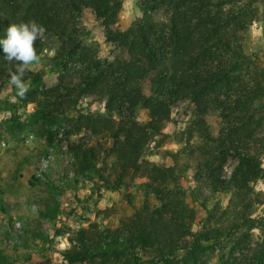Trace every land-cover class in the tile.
Masks as SVG:
<instances>
[{
  "label": "trees",
  "instance_id": "trees-1",
  "mask_svg": "<svg viewBox=\"0 0 264 264\" xmlns=\"http://www.w3.org/2000/svg\"><path fill=\"white\" fill-rule=\"evenodd\" d=\"M258 1L142 0V19L123 31L120 0H0V39L11 23L35 20L45 27L44 34L59 41L56 64L65 71L57 83L40 90L42 73L30 71L25 76L30 86L37 87L26 98H18L23 107L34 106L28 126L40 125L49 142L55 138L49 128L53 125L64 128L69 137L82 135L69 145L76 175L97 178L106 189L119 190L127 178L144 176L149 192L169 198L165 187L187 171L213 193L248 188L264 178V141L258 136L264 113L256 104L264 98V68L244 52L248 24L256 14L246 11V4L251 7ZM84 11L92 13L106 40L117 47L113 60L96 58L70 27L71 19ZM158 14L165 20H157ZM43 47L41 38L37 52ZM70 60L81 68L69 70L65 62ZM10 67L14 69L0 46V94L10 88ZM98 103L105 114L95 109ZM183 105L192 110L193 123L181 151L172 154L170 164L142 160L150 140L163 134L173 112ZM10 109L13 117L5 124L13 121L22 127L17 105ZM140 109L146 110L147 120L138 119ZM215 113L224 124L219 137L208 133L205 142L192 144L194 132L201 136L208 132L207 119ZM111 156L115 161L109 164ZM229 156L238 162L227 179L223 171ZM32 180L34 186L45 183L36 175ZM45 184L58 191L52 182ZM54 204L45 203L38 210L36 224L41 231L34 235L47 243L52 234H69L70 246L61 251L59 264H198L209 248L206 244L239 229L235 225L228 233L211 227L193 231L196 210L172 198L154 209L142 207L122 218L116 228H100L95 222L72 233L54 227L49 234L41 222H56L61 211ZM113 212L102 207L96 215L107 221ZM8 260L0 248V264H10ZM249 262L264 264V242Z\"/></svg>",
  "mask_w": 264,
  "mask_h": 264
},
{
  "label": "rangeland",
  "instance_id": "rangeland-1",
  "mask_svg": "<svg viewBox=\"0 0 264 264\" xmlns=\"http://www.w3.org/2000/svg\"><path fill=\"white\" fill-rule=\"evenodd\" d=\"M120 1L122 11L119 27L124 31L142 19V0ZM245 10L256 11V14L254 18H250L252 21L248 24L244 52L260 68H264V0H259L251 7L246 4ZM155 17L157 20H165L162 14ZM70 27L99 60L111 61L117 57V47L106 40L101 24L90 11H84L82 16L71 19ZM42 38L44 47L39 53L42 59L31 71L43 74L44 81L40 90L55 85L65 71L63 65L56 64L59 41L47 34H43ZM65 64L69 70L81 68V64L75 61L70 60ZM36 88L30 86V89ZM13 96L14 93L9 87L4 88L0 94V248L9 257L10 264L63 262L60 253L70 246L67 240L69 234L59 237H53L52 234L47 243L34 235L41 231L37 229L36 221L38 210L45 203L55 206L54 203L57 202L61 211L56 222H41L47 229L46 232L51 234L54 227L72 233L95 222L99 223L100 228H116L122 218L131 217L142 207L154 209L172 198L181 199L190 209L196 210L193 231L211 227L228 233L233 226H239L227 238L221 237L217 242L206 244L209 248L201 254L198 264H253L249 260L256 255L260 244L264 242V178L251 182L246 189L232 187L224 192L213 193L196 183L190 171H187L177 174L167 184L164 192L170 195L169 198H160L149 192L146 184L148 179L144 176L127 178L119 190L106 189L97 178L93 180L76 175V160L69 145L82 135L69 137L64 128L53 125L49 128L55 138L49 142L42 135L40 125L28 126V117L34 111V106L23 107L18 98L12 100ZM261 103H264V98L261 102H256L260 114L263 115L264 106ZM14 105H17L16 115L21 118L22 127L13 121L9 125L5 124L13 117L10 108ZM95 109L106 113L101 103L96 104ZM218 115L215 113L208 117L206 134L201 136L194 132L190 140L192 144L205 142V135L208 133L214 138L219 137L224 124ZM138 119H148L146 110L138 111ZM192 123L193 112L190 107L183 105L177 108L172 114L171 124L163 130V134L150 140L142 160L170 164L172 154L179 153L184 146ZM258 136L264 141V128ZM111 145L112 141L108 140L106 147ZM50 154L52 158L48 159ZM114 161L113 156L107 159L109 164ZM237 162L236 158L228 157L223 171L224 178L228 179L232 175ZM262 165L264 168V156ZM34 175L41 177L45 183L52 182L58 191H51L50 186L45 183L32 185L30 182ZM46 175H50V178ZM102 207L114 210V214L107 221H101L96 215L97 209ZM148 257L144 256L145 259Z\"/></svg>",
  "mask_w": 264,
  "mask_h": 264
},
{
  "label": "clouds",
  "instance_id": "clouds-1",
  "mask_svg": "<svg viewBox=\"0 0 264 264\" xmlns=\"http://www.w3.org/2000/svg\"><path fill=\"white\" fill-rule=\"evenodd\" d=\"M46 29L35 20L27 22L11 23L6 36L0 39L4 58L8 65H14V69H8V85L14 89L15 95L12 100L26 98L30 84L25 80L28 72L33 70L34 65L41 62V55L37 52L36 43L43 37Z\"/></svg>",
  "mask_w": 264,
  "mask_h": 264
},
{
  "label": "built area",
  "instance_id": "built-area-1",
  "mask_svg": "<svg viewBox=\"0 0 264 264\" xmlns=\"http://www.w3.org/2000/svg\"><path fill=\"white\" fill-rule=\"evenodd\" d=\"M4 144V143H3ZM52 158V155L50 154L49 156H48V159H51Z\"/></svg>",
  "mask_w": 264,
  "mask_h": 264
}]
</instances>
